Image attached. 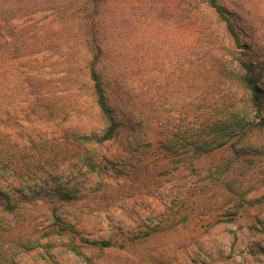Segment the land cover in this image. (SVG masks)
I'll return each instance as SVG.
<instances>
[{"label": "rangeland", "instance_id": "rangeland-1", "mask_svg": "<svg viewBox=\"0 0 264 264\" xmlns=\"http://www.w3.org/2000/svg\"><path fill=\"white\" fill-rule=\"evenodd\" d=\"M105 0L106 126L72 0H0V264H264V0ZM93 240H110L100 248ZM75 247L80 253L75 252Z\"/></svg>", "mask_w": 264, "mask_h": 264}, {"label": "trees", "instance_id": "trees-1", "mask_svg": "<svg viewBox=\"0 0 264 264\" xmlns=\"http://www.w3.org/2000/svg\"><path fill=\"white\" fill-rule=\"evenodd\" d=\"M78 6L79 17L81 20L80 29L83 45L87 59L85 62L86 73L92 83V91L96 104L106 119V126L100 134L83 136L85 141H93L102 144L116 136L120 128L125 124L123 117L114 113L108 101L106 93L107 72L102 63L105 52L104 32L102 29V13H104L105 0H72ZM209 6L216 13L217 17L225 23V29L232 37L236 45H240L239 30L236 22L218 0H208ZM242 72L238 74V81L249 91L250 100L253 106L260 110L264 106V89L258 87L262 78V69L257 70L250 62H241ZM253 126L264 133V115H258V119ZM264 232V230H263ZM92 245L104 248L112 245L110 240H93ZM75 252L80 253L75 247ZM264 252V249H262Z\"/></svg>", "mask_w": 264, "mask_h": 264}]
</instances>
